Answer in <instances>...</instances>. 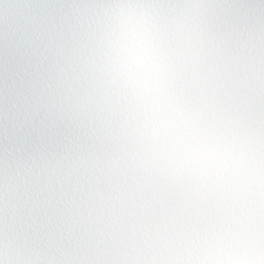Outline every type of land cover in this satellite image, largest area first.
<instances>
[{
	"label": "clouds",
	"instance_id": "1",
	"mask_svg": "<svg viewBox=\"0 0 264 264\" xmlns=\"http://www.w3.org/2000/svg\"><path fill=\"white\" fill-rule=\"evenodd\" d=\"M0 264H264V0H0Z\"/></svg>",
	"mask_w": 264,
	"mask_h": 264
}]
</instances>
